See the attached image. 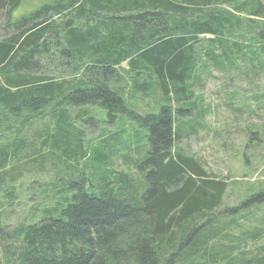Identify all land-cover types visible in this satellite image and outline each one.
Here are the masks:
<instances>
[{
    "label": "trees",
    "instance_id": "obj_1",
    "mask_svg": "<svg viewBox=\"0 0 264 264\" xmlns=\"http://www.w3.org/2000/svg\"><path fill=\"white\" fill-rule=\"evenodd\" d=\"M20 2L0 0V264H219L224 247L212 251L198 221L218 206L226 182L179 143L203 131L208 109L195 93L203 75L264 74V2L36 0L11 19ZM87 105L145 129L143 141L103 144L110 157L99 159L105 172L95 166L89 188L83 174L67 178L76 173L67 161L86 156L79 129ZM47 113L53 133L34 127ZM28 127L36 136H19ZM50 157L63 165L44 171L54 185L28 221L7 224L20 176L40 174ZM254 199L264 200V189ZM238 263L248 261L225 264Z\"/></svg>",
    "mask_w": 264,
    "mask_h": 264
},
{
    "label": "rangeland",
    "instance_id": "obj_2",
    "mask_svg": "<svg viewBox=\"0 0 264 264\" xmlns=\"http://www.w3.org/2000/svg\"><path fill=\"white\" fill-rule=\"evenodd\" d=\"M35 2L36 0H21L13 10L11 19L29 9L32 10ZM235 2L231 4L232 7ZM246 15L247 10L237 13V17L241 19H245ZM3 34L0 29V37ZM207 37L209 36H202L203 39ZM245 71L240 69V72L245 74L242 76L238 71L212 68L208 78L203 79L205 75L201 77L204 88L196 89L195 93L199 99H204L203 104L208 109V113L199 122L202 124L199 128L203 131L186 136L179 143L187 153L200 156L206 172L226 182L218 206L198 221L200 226L205 223L201 228L202 234L204 230L212 237L207 242L209 248L216 251L220 246L224 247L220 255L223 259L218 261L219 264L233 259L238 262L246 259L248 264L264 260V200L254 199L264 189V74L260 78H254L253 75L249 77ZM84 109L80 115L85 127H76L81 130L79 137L86 156L82 157L81 153L77 152L72 162L67 161L70 164L76 163L75 171L73 170L76 173L72 176L70 172L67 178L71 176L77 180L81 179L83 174L86 179L84 186L89 188V184L95 183L91 180L94 167L100 172H105L106 165L100 164L99 167V159L107 161L110 157L109 149L103 147V144L119 136L132 143L136 139L143 141L145 129L140 128L135 120L123 113H117L111 121L108 111L98 105H87ZM157 111L156 106L152 113ZM40 122H35L34 127L46 125L53 133L55 121L52 116L47 113ZM17 126L18 123H13L11 129ZM35 132L28 127L24 135L19 136L32 138L36 136ZM121 143L117 141L115 144ZM78 149L77 147L76 151ZM54 160L51 157L45 158L40 164V174L32 171L35 174L24 172L20 176L18 183L22 190L17 188V192H20L19 202H15L13 207L6 206L7 224L15 225L17 222L28 221L31 207L41 202L45 195L42 190L54 185L52 174H57V171L63 168L62 164ZM113 166L129 173L121 159H115ZM47 169H51L53 173H44ZM133 173L135 172L132 171L131 174L134 175ZM37 217L38 215L34 218Z\"/></svg>",
    "mask_w": 264,
    "mask_h": 264
}]
</instances>
